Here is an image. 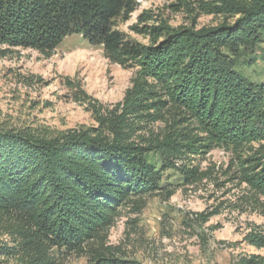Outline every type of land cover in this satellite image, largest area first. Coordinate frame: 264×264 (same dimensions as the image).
Segmentation results:
<instances>
[{
    "label": "trees",
    "instance_id": "obj_1",
    "mask_svg": "<svg viewBox=\"0 0 264 264\" xmlns=\"http://www.w3.org/2000/svg\"><path fill=\"white\" fill-rule=\"evenodd\" d=\"M219 3L198 5L233 23L144 28L145 46L114 29L135 12L132 0H0V47L50 57L65 38L81 35L111 63L137 68L123 101L96 111L97 127L50 135L0 122V264H65L69 257L128 264L109 245L121 210L152 196L170 199L167 171H178L185 186L207 179L179 162L215 147L238 155L236 180L264 217V146L253 147L264 143V81L244 74L264 44V0ZM157 123L160 131L150 127ZM244 241L264 250V226L250 228ZM236 264H264V255Z\"/></svg>",
    "mask_w": 264,
    "mask_h": 264
},
{
    "label": "rangeland",
    "instance_id": "obj_2",
    "mask_svg": "<svg viewBox=\"0 0 264 264\" xmlns=\"http://www.w3.org/2000/svg\"><path fill=\"white\" fill-rule=\"evenodd\" d=\"M135 12L114 22L125 42L148 46L151 38L140 30L159 27L211 28L233 23L226 15H206L198 2L219 0H132ZM253 66L244 74L264 81V44ZM137 73L131 62L111 63L102 46L93 47L81 35L64 39L46 57L32 49L0 47V122L11 129L60 134L97 127L96 111L111 110L123 101ZM160 131L164 125L150 126ZM192 129V128H191ZM264 143L253 144L258 148ZM252 154V153H251ZM241 153L242 158L249 156ZM238 155L215 147L204 156H191L179 166H196L208 178L185 186L178 171H167L163 183L175 194L145 198L121 210L110 231L109 245L128 264H236L243 255L260 254L244 237L264 217L247 200L252 195L236 180ZM218 212L208 221L199 217ZM65 264H91L87 258L69 257Z\"/></svg>",
    "mask_w": 264,
    "mask_h": 264
}]
</instances>
